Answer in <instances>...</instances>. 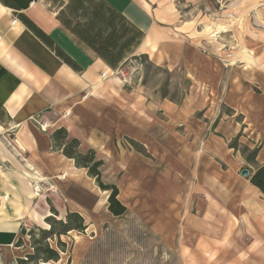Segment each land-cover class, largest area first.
I'll list each match as a JSON object with an SVG mask.
<instances>
[{"label": "crops", "instance_id": "crops-1", "mask_svg": "<svg viewBox=\"0 0 264 264\" xmlns=\"http://www.w3.org/2000/svg\"><path fill=\"white\" fill-rule=\"evenodd\" d=\"M103 1L142 32L131 56L145 55L157 64L176 58L190 64L192 49L173 31L170 14L160 0ZM58 12L40 0H0V249L25 244L28 233L21 225L23 220L32 229L49 227L45 219L51 216V207L61 221L67 212H94L96 194L104 190L85 168L76 167L73 159L62 154L52 135L68 126L85 130L84 117L76 116L74 104L97 102L103 105L111 134L148 141L152 152L162 153L161 159L152 160L156 182L185 185L184 194L173 189L168 192L167 207L153 220L154 231L195 232L192 226L198 223L201 241L186 254L197 253L205 264H264V195L249 182L250 174L264 164V111L256 108L254 118L245 117L240 124L235 114L216 117L214 133L219 137L209 136L207 123L188 111L182 127L188 136L183 163L171 166L176 157L170 140L177 128L169 126L172 135L161 143L155 132L158 124H151L153 132L149 133L142 101L134 102V108L129 102L123 112L118 111L115 100L123 93L120 90L113 96L109 84L118 80L115 73L123 72V62L110 68L62 26ZM102 95L114 105L103 101ZM173 106L165 102L164 114L179 120ZM208 113L203 114L204 119L209 118ZM240 127L243 136L239 142L259 143L252 162L229 145ZM243 169L248 171L247 177L241 176ZM158 206L164 207L165 202ZM177 216L179 225L173 221ZM168 244L166 241L170 248ZM212 248L216 254H211ZM239 249H246L242 257ZM191 258L187 264H192Z\"/></svg>", "mask_w": 264, "mask_h": 264}, {"label": "rangeland", "instance_id": "rangeland-1", "mask_svg": "<svg viewBox=\"0 0 264 264\" xmlns=\"http://www.w3.org/2000/svg\"><path fill=\"white\" fill-rule=\"evenodd\" d=\"M40 1L48 4L51 11H59L63 6L59 0ZM160 4L166 5L173 31L191 47L190 64L178 58L157 64L145 55H128L123 60V72L116 71L118 80L110 82L109 91L113 96H118L120 90L123 93L115 100L119 102L115 106L121 112L125 104L130 102L134 108V102L142 101L150 134L153 132L151 124H158L155 132L160 136L159 142L172 135L168 128H177L173 139H169L176 157V162L171 161L173 166L177 162L183 163V146L188 143V136L182 127L188 111L195 112V117L207 123V133L213 137L217 136L214 133L216 117L235 114L233 117L240 124L245 117L254 118L256 108L264 111V0H160ZM102 97L103 101L114 105L104 95ZM165 102L173 103V113L180 117L179 120L164 114ZM74 108L76 116L84 117L82 126L86 131L77 127L78 131L69 126L68 131L63 128L67 136L65 142L76 139L78 152L86 153L89 149L95 152L96 160L102 162L99 167L102 183L118 189L117 198L126 211L118 217L111 215L106 207L108 191L97 192L94 212L79 214L85 227L83 231L71 230L41 241V247L47 245L58 255L57 261H49L53 264H187L192 255V264H205L197 253L186 254L190 246L199 245L201 241L198 223H193L195 232L153 230L157 212L162 213L167 207L168 192L173 189L184 194L185 191L184 184L159 183L152 178V160L161 159L162 153L152 152L148 141L141 143L117 133L111 134L105 123L106 116L102 114L103 105L77 101ZM207 111L209 118L204 119L203 114ZM242 129L240 127L229 145L242 151L247 148L245 152L250 157V152L259 143L248 140L246 145L239 142ZM167 150L164 147L163 154ZM162 172L167 175L166 169ZM163 201L165 206L159 208ZM49 217L59 220V216L52 213ZM177 217L173 221L179 225L181 218ZM49 228L34 227L25 244L19 242L14 247L0 249V264H30L45 260L42 254L36 259H30V256L35 252L34 240L41 237L40 230ZM164 235L171 238L164 239ZM211 250V254H216L215 248ZM245 250L239 249V257ZM257 251L256 255L259 254Z\"/></svg>", "mask_w": 264, "mask_h": 264}, {"label": "trees", "instance_id": "trees-1", "mask_svg": "<svg viewBox=\"0 0 264 264\" xmlns=\"http://www.w3.org/2000/svg\"><path fill=\"white\" fill-rule=\"evenodd\" d=\"M58 19L70 34L113 69L133 52L143 37L142 32L103 0H67L58 12ZM66 138V131L63 128L58 129L52 135L54 145L62 149V154L73 159L76 167L85 168L88 176L94 178L101 190L108 191L107 209L109 213L115 217L123 215L126 208L117 198L118 189L114 185H105L101 181L99 167L102 162L96 160L95 152L89 149L86 153H80L77 151L78 141L71 139L65 143ZM246 150L248 149L245 148L241 152L248 162H252L258 148L250 152V157L246 155ZM249 182L264 195V164L250 174ZM51 213L57 215L52 207ZM46 222L50 228L40 230L41 237L39 240H34L35 252L30 259L40 258L38 256L42 254L45 259L43 261H57L56 251L47 245L41 247V241L71 230L83 231L85 228L83 219L78 213L72 212L67 214L65 221H56L53 217H48Z\"/></svg>", "mask_w": 264, "mask_h": 264}, {"label": "built area", "instance_id": "built-area-1", "mask_svg": "<svg viewBox=\"0 0 264 264\" xmlns=\"http://www.w3.org/2000/svg\"><path fill=\"white\" fill-rule=\"evenodd\" d=\"M103 77V76H102ZM22 227L24 229H26V232L29 233L30 230L32 229V225L29 223L28 220H23L22 223H21ZM30 264H53L52 262L50 261H43V260H39L37 261L36 263H30Z\"/></svg>", "mask_w": 264, "mask_h": 264}, {"label": "water", "instance_id": "water-1", "mask_svg": "<svg viewBox=\"0 0 264 264\" xmlns=\"http://www.w3.org/2000/svg\"><path fill=\"white\" fill-rule=\"evenodd\" d=\"M241 176H242V177H247V176H248V171H247L246 169H243V170L241 171Z\"/></svg>", "mask_w": 264, "mask_h": 264}]
</instances>
